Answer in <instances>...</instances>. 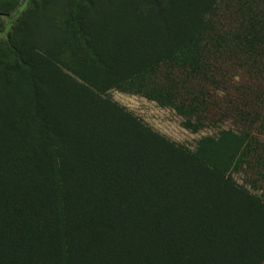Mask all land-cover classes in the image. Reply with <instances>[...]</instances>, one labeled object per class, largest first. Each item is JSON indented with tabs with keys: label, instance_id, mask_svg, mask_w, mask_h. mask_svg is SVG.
I'll return each instance as SVG.
<instances>
[{
	"label": "trees",
	"instance_id": "1",
	"mask_svg": "<svg viewBox=\"0 0 264 264\" xmlns=\"http://www.w3.org/2000/svg\"><path fill=\"white\" fill-rule=\"evenodd\" d=\"M21 16L0 59V264H263L264 195L230 172L258 189L264 147L222 132L190 152L105 94L188 115L173 86L214 47L264 55V0H40Z\"/></svg>",
	"mask_w": 264,
	"mask_h": 264
},
{
	"label": "rangeland",
	"instance_id": "2",
	"mask_svg": "<svg viewBox=\"0 0 264 264\" xmlns=\"http://www.w3.org/2000/svg\"><path fill=\"white\" fill-rule=\"evenodd\" d=\"M39 1L10 0L9 5L0 10V59L4 63H12L6 46L8 34L13 32L22 13ZM222 9L218 33L230 37L237 45L239 40L235 34L240 22L236 7L222 5ZM214 48L217 50L211 49L206 55L202 73L184 78L178 86L168 81L179 91L177 104L182 103L188 115L170 106H160L140 94L110 90L105 97L143 126L190 152L195 151L200 139H216L222 132L240 135L264 147V55L257 57L255 63L249 58V52L234 46ZM192 126L196 130H192ZM253 174L247 167L230 172L236 184L256 196L264 195V183L256 190L246 184Z\"/></svg>",
	"mask_w": 264,
	"mask_h": 264
}]
</instances>
